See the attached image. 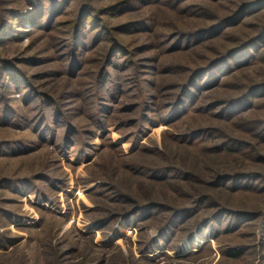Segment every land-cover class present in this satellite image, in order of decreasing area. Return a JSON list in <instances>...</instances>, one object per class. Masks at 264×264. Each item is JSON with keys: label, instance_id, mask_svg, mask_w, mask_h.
<instances>
[{"label": "rangeland", "instance_id": "rangeland-1", "mask_svg": "<svg viewBox=\"0 0 264 264\" xmlns=\"http://www.w3.org/2000/svg\"><path fill=\"white\" fill-rule=\"evenodd\" d=\"M118 1L122 0L93 2L101 7ZM138 1L135 12L124 14L121 9L120 18L104 17L111 26L151 18L136 34L121 35L125 45L156 46L157 51H136V69L130 62L127 71L136 74L122 73V58L117 59L118 68L111 66L105 74L101 71L105 50L93 44L73 63L63 54L71 46L66 26L44 25L29 36L17 33L22 40L0 47V59L14 66L17 79L32 82L31 89L10 94L14 111L8 116L0 111V264L264 263V191L215 187L211 181L215 172L264 174V163L250 157V151L213 153L209 150L213 142L203 139L205 135L175 137L210 127L222 135L214 142L235 136L252 144L254 153L264 154V140L244 127L264 118V94L251 99L254 103L237 118L223 121L213 114L219 108L214 109L213 102L242 96L251 86L264 83V38L255 48L261 51L255 61L217 72L215 79L214 72L225 68L217 67L211 70L212 82L202 74L196 78L210 87L191 98L184 117L165 123L170 109H163L179 91L173 87L189 79L191 68L251 38L264 37V6L254 5L247 14L254 13L222 25L216 37L197 44L189 37L187 49L169 51L168 36L192 35L240 5L262 0ZM11 2L0 0L1 16L14 7ZM251 55L249 49L243 58ZM43 93L52 98L51 104L45 105L42 95L39 103ZM157 93L163 99L154 103ZM240 118L247 122L235 124ZM168 164L176 168L174 173L150 170ZM187 172L196 178L181 176ZM171 183L180 184L184 192ZM207 192L229 208L252 215H218L195 233L198 220L215 209L202 205L196 215L189 219L181 215L174 228L162 233L169 213L145 209L150 201L189 205L192 197ZM131 207L141 211L125 220L107 221L121 208ZM241 246L238 257L226 255Z\"/></svg>", "mask_w": 264, "mask_h": 264}, {"label": "trees", "instance_id": "trees-1", "mask_svg": "<svg viewBox=\"0 0 264 264\" xmlns=\"http://www.w3.org/2000/svg\"><path fill=\"white\" fill-rule=\"evenodd\" d=\"M93 1L95 2V0H12L11 3H13L14 7L16 8L13 7L9 9L8 12L4 11L2 16L0 15V47L13 41L22 40V38H18L17 33L29 36L33 32L41 31V29L45 26L46 29L50 27L59 29L58 26H66L68 30V38L66 39H69V43L71 46H66L67 50L63 54L68 55L73 63L79 61L78 54L82 55V51H87V47L93 44L94 48L100 47L104 48L105 50L104 53L101 54L103 55L101 59V61L103 60V62H101V66H103L101 71H104L105 74L110 73L109 67L113 66L115 68H118V65L120 66V64H118L117 62V59L119 58L123 59L120 66L122 73L136 74L132 70L131 72H127L131 69L130 62L134 64V70L136 69L135 64L138 60H133V57L137 53L136 51H138V49H149L153 51L156 50V46L154 43H144L139 47L138 45L132 44L125 45L124 43H122L123 38H121V35L125 36L129 35V33L136 34L137 31H141L144 29L145 25H147V23L151 21V18H139L128 21L125 24L111 26L110 22L105 20L104 17H109L110 19L120 18L122 17V14H120L122 10L124 14L135 12L138 8L139 1L122 0L121 2L118 1L101 7H97ZM71 2H73L72 7ZM262 3H264V0L260 1L257 4L252 1L244 3L243 5H240L237 10H233L229 15L215 18L213 25H211L210 27L199 30L192 35L183 32H177L172 36L169 35V51H178L183 47L187 49L189 47V44H186L185 41L188 42L190 40L189 37L196 40L195 42L193 41L195 44L203 41L204 39L216 37L219 34L218 31L220 27H222V25L228 26L230 24H234L246 15L254 13L250 12L249 14H247L250 10L256 8L254 7V5L259 4L261 6H264V4ZM22 4H24V6H22ZM27 24L29 26H26ZM115 35H117L120 40L116 38ZM262 38H264L263 34L251 38L237 48H232L224 51L220 56H216V58L209 60V62H207L206 64L191 68L190 74L188 76L189 79H187V81L183 84H180L179 86L175 85L173 87H179V91L175 95H173V97L163 106V109H170L167 113V118L164 119L165 123H170L176 119H180V117H184L182 115L184 113L183 109L185 110L187 108V106L189 105L187 103L192 100L191 98L197 97V94H200V92H202L203 90H207L210 87L206 85V83L201 84L199 82H196V78H198L202 74L204 75V77L208 76L212 82L213 79L210 76L211 70L213 71L217 67L225 68L218 69L214 72L215 79H217V72H228L236 67H240L241 65L250 63L251 61H255L259 58V53L261 52L256 51L255 48L263 40ZM60 49H63L61 44ZM249 49L252 50V55L250 57L243 58L244 52L248 51ZM141 52H143V50ZM155 63L157 62H153L154 65ZM14 69V66H12L11 64L8 66L4 61L0 59V111L1 115L5 116H8L11 111H14L13 106L10 105V101L12 99L10 97V94H12L13 92H20L25 88H32V82L28 83V81L23 82L22 80L17 79L19 74L15 72ZM215 79L214 83L216 82ZM203 86L205 87L201 88ZM262 94H264V83L253 85L247 92L243 93L242 96L220 100L219 102H213L214 109H217L219 107L218 110L215 111L216 113L213 114L215 116L217 115V117L223 121L237 118L239 115L238 113H240L242 110H245L254 103L251 99H254L258 95L260 96ZM36 95L39 96L38 93ZM41 95L43 98L45 96L44 99L47 98V100L44 101L45 105L51 104L53 102L52 98L44 95L43 93L40 94L41 101H39V103H41L43 100ZM161 99L163 98L159 93L152 97V101H154V103H156L155 101H160ZM36 105L38 104L36 103ZM56 114L57 113H55L54 115ZM237 122H240L242 124L246 123L247 120L241 121L240 118L239 120L235 121V124ZM244 127H246L248 131H254L255 136L259 140H264V118L257 121L250 120L244 125ZM205 129L206 130L201 129L203 134L199 131H191L175 137H181L182 139H186L189 137L198 139V135L201 134L200 138H202V135H205L203 139H207L210 142H213L212 147L209 149L213 153L218 152L231 154L241 151V153L250 151L253 155L250 157L264 163V154H262L260 151L254 153L252 149V147L254 146L252 144L245 142L238 137L230 135H224L222 137L223 140H221L220 142H214L213 140H216L217 137L220 138L222 136L221 132L219 130H216L215 132L210 127H207ZM203 149V152L208 151L206 148H202V150ZM244 154L248 155V153ZM168 165L170 166H160L156 168H150V170L154 171L155 173H174L176 168L171 166L173 164ZM257 173L258 174L242 170L235 172H215V175L212 177L211 181H214L213 184L215 185V187H219L218 185L221 184L223 187L227 186L228 189L231 190L246 189V191L251 192H263L264 174L260 172ZM181 176L184 178H196L191 173H188L187 175L182 173ZM243 179L247 181L240 182V180ZM229 183L233 184L230 185ZM170 185L175 190L184 192L180 184L171 183ZM202 205H205V207L207 208L213 207L215 209L207 212L198 220L195 233L199 232L201 225L210 223L218 215L228 214L232 217H238L237 215L240 213H242V216L244 217L247 215H252L248 214L252 212H249L247 210H240L242 212H237L236 210L229 208L225 204H222L220 201H218L217 197L209 192L192 197L191 204L189 205H165L159 201H150L147 208L145 209L146 211L154 210V213L157 212L156 209H158L159 211H167L169 213L167 220L163 223V233V231L167 232L174 228L181 215H187L188 219L196 215ZM139 211H141V208L138 207H131L128 210H124L121 208L120 212L113 213V215L106 217V219L108 222L118 217L125 220ZM189 237L191 240L193 238V234L191 233ZM3 248L6 249L7 246L4 245ZM242 249L243 246L238 247L237 250L231 248L229 250L226 249V251L228 250V254L226 255H230L231 257H238L239 255H241Z\"/></svg>", "mask_w": 264, "mask_h": 264}]
</instances>
